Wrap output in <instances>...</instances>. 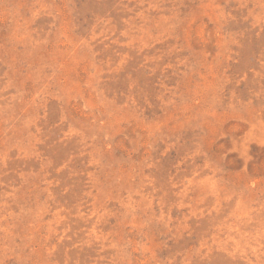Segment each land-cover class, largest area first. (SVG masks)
I'll list each match as a JSON object with an SVG mask.
<instances>
[{
  "label": "rangeland",
  "instance_id": "374dc122",
  "mask_svg": "<svg viewBox=\"0 0 264 264\" xmlns=\"http://www.w3.org/2000/svg\"><path fill=\"white\" fill-rule=\"evenodd\" d=\"M0 264H264V0H0Z\"/></svg>",
  "mask_w": 264,
  "mask_h": 264
}]
</instances>
